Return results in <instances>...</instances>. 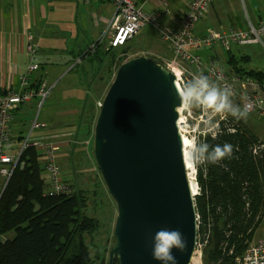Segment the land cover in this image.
Listing matches in <instances>:
<instances>
[{
    "label": "trees",
    "instance_id": "trees-1",
    "mask_svg": "<svg viewBox=\"0 0 264 264\" xmlns=\"http://www.w3.org/2000/svg\"><path fill=\"white\" fill-rule=\"evenodd\" d=\"M124 62L119 59L116 70ZM247 62L232 52L225 57L230 73L263 82L260 72L245 67ZM197 143L233 146L230 157L195 165L194 201L202 264H235L264 216V147L243 120L230 114ZM42 162L34 148L24 150L0 196V264H106L101 252L91 258L85 243L101 228L85 213V194L69 188L48 195Z\"/></svg>",
    "mask_w": 264,
    "mask_h": 264
},
{
    "label": "water",
    "instance_id": "water-1",
    "mask_svg": "<svg viewBox=\"0 0 264 264\" xmlns=\"http://www.w3.org/2000/svg\"><path fill=\"white\" fill-rule=\"evenodd\" d=\"M180 95L172 73L137 57L119 66L102 100L93 158L116 208L107 264H161L152 255L160 229L183 234L187 247L172 254L177 264H190L198 238L197 187L193 195L178 125Z\"/></svg>",
    "mask_w": 264,
    "mask_h": 264
},
{
    "label": "crops",
    "instance_id": "crops-1",
    "mask_svg": "<svg viewBox=\"0 0 264 264\" xmlns=\"http://www.w3.org/2000/svg\"><path fill=\"white\" fill-rule=\"evenodd\" d=\"M135 1L145 13H151L160 4L167 8V13L163 14L158 19L157 26H154L160 29L162 42L145 33L142 34L157 50L143 48L141 55L131 51L130 45L135 40L134 37L125 47L108 50L106 30L115 11L110 0H0V92L19 90L20 77L27 75L30 65L27 47L31 44L36 49L34 58L37 66V70L28 77L29 86L33 90L41 84L52 85L58 77L69 75L75 69L80 70V75L91 78L102 74L101 81L109 86L121 58L126 62L134 59L133 57L148 55L151 58L169 61L172 57L171 51L163 41L161 32L178 28V20L189 0ZM163 18L165 25L159 28ZM247 21L252 25L264 21V0H215L205 18L195 25L194 33L200 36L208 29L219 32L241 30L245 28ZM68 26H73L74 30L67 33ZM198 51L194 52L198 54ZM232 53L236 57H247L245 67L260 72L264 82V43L263 46H233ZM203 57L208 61L215 57L217 59L215 62L222 69L229 71L225 65V55L219 47H215ZM94 70L96 74L93 73ZM96 79L91 80V87ZM36 100L37 98H33L13 112L10 134L14 142L7 146V151L11 155L16 154L22 142L27 119L36 106ZM66 114L67 112L63 111V114L59 112L55 116L59 118ZM258 121L264 128L263 122L259 119ZM83 126H86L85 135L88 137L90 126L85 123ZM253 134L264 146L263 139L258 134ZM1 182L2 177L0 184ZM260 241L264 243L262 240L258 242Z\"/></svg>",
    "mask_w": 264,
    "mask_h": 264
},
{
    "label": "built area",
    "instance_id": "built-area-1",
    "mask_svg": "<svg viewBox=\"0 0 264 264\" xmlns=\"http://www.w3.org/2000/svg\"><path fill=\"white\" fill-rule=\"evenodd\" d=\"M150 1L158 2V0ZM214 1L189 0L178 20V28L161 32L162 39L169 47L172 56L166 62V68H164L175 76L180 94H182V86L189 79L204 75L221 88L230 87L232 91L231 99L238 101L237 103H240V106H243L246 98L251 104L248 114H255L264 122V82L250 78H240L222 69L215 62L208 61L205 57L194 52L201 49L211 52L215 47H219L223 53L227 54L232 52L233 46H263L264 21L257 25H252L247 21L245 28L241 30L232 29L227 32H219L215 29H208L200 36L195 35L194 27L196 23L205 18ZM110 2L115 7L106 30L110 49L125 47L141 28L147 25L157 26L158 19L167 13L164 4H160L151 13H145L136 5L135 0H110ZM35 50L33 44L27 47L30 65L27 69V75L20 77L19 90L0 92V177L5 180L9 179L20 154L28 148H34L42 155L43 164H45L49 187L46 193L48 195L61 194L67 192V190L62 186L59 167L55 163L56 155L59 152L56 145L31 141L27 138L21 143L16 154L11 155L7 151V146L14 142L10 134L13 112L33 98L40 99L42 102L48 94L46 85L41 84L33 90L28 83L29 75L37 70L34 58ZM183 106L179 111V118ZM100 107L101 103H99L98 109ZM43 127V124L34 122L32 130ZM262 147L264 146L262 145ZM190 264H202L201 244L199 243L196 244ZM235 264H264V243L261 241L251 243L244 253L235 260Z\"/></svg>",
    "mask_w": 264,
    "mask_h": 264
},
{
    "label": "rangeland",
    "instance_id": "rangeland-1",
    "mask_svg": "<svg viewBox=\"0 0 264 264\" xmlns=\"http://www.w3.org/2000/svg\"><path fill=\"white\" fill-rule=\"evenodd\" d=\"M146 9L147 7L144 10ZM168 24L172 28L169 22ZM164 25L165 19L163 18L160 21L159 28H163ZM72 30H74L73 26H68L66 32L69 33ZM159 30L150 25L140 29L134 37L135 40L130 45L131 51L141 55L143 48L150 49L151 51L157 50L153 44L149 43L148 38L142 34L145 33L162 42ZM208 52V50L201 49L198 51V54L207 56ZM223 54L226 57V54ZM143 56L144 58L158 62L166 68V61L151 58L148 55ZM93 73L96 74V70ZM80 74V70L75 69L69 75L58 77L54 84H45L48 91L47 97L42 102L40 99L35 101L36 106L27 119L26 131L24 132L22 142L29 138L31 141L50 143L58 147L59 152L56 155L55 163L59 167L62 186L66 190L76 188L82 191L87 201L85 209L86 215L101 224L100 230H97L92 238L87 237L85 240L89 248L90 257L95 258L96 253L101 252L105 255L107 264L108 252L112 242L116 208L101 180L94 162L93 129L98 115V105L102 103L111 84L109 86L103 84L101 81L103 80L102 74L92 76V78ZM92 79H96L97 81H93L94 83L91 87ZM231 100L234 105L240 106V103H237L238 101ZM63 111L67 112L64 117L60 116L57 118L55 116L59 112L63 114ZM225 115L227 114L216 113L211 109L197 107L190 109L184 105L181 111L179 128L181 129L182 135L190 141L187 152L193 144V141L197 143L198 137L206 133H213L216 122L225 117ZM257 118L255 114H248L242 120L251 132L258 134L264 141V128L260 126L259 118ZM259 120L262 121L261 119ZM34 122L44 124V127L32 130ZM84 123L90 126L88 137L85 135L86 126H83ZM195 165L190 163L187 173L191 182L197 187L195 181ZM45 177L47 180L46 173ZM5 181L3 178L0 188H3ZM12 236V233L7 235L8 238ZM259 240L264 241V217L262 224L253 236L254 242H258Z\"/></svg>",
    "mask_w": 264,
    "mask_h": 264
},
{
    "label": "clouds",
    "instance_id": "clouds-1",
    "mask_svg": "<svg viewBox=\"0 0 264 264\" xmlns=\"http://www.w3.org/2000/svg\"><path fill=\"white\" fill-rule=\"evenodd\" d=\"M232 91L230 87L221 88L210 81L204 75L194 76L191 81L182 86L180 100L182 105L188 108L211 109L216 113L230 114L236 119L247 117L251 108L250 102L245 98L243 106H237L231 100ZM233 152V146L229 143L210 146L207 143H196L193 141L188 150L190 163L199 164L207 162L218 163ZM187 247V241L178 229H160L153 238L152 255L153 259L161 264H177L176 257L172 254L173 249L183 251Z\"/></svg>",
    "mask_w": 264,
    "mask_h": 264
},
{
    "label": "bare ground",
    "instance_id": "bare-ground-1",
    "mask_svg": "<svg viewBox=\"0 0 264 264\" xmlns=\"http://www.w3.org/2000/svg\"><path fill=\"white\" fill-rule=\"evenodd\" d=\"M180 123H181V119L179 118L178 125H180ZM179 131H180V133L182 135V132H181V129L180 128H179ZM182 139H183V152H184V157H185V160H186V167H187V172H188L190 162H189L188 155H187V153H188L187 152V148L189 147L190 141L187 138H185L183 135H182ZM189 180L191 182L190 177H189ZM193 185H194V183L191 182V186H192V190H193V195H195L196 193H195V188H194Z\"/></svg>",
    "mask_w": 264,
    "mask_h": 264
}]
</instances>
